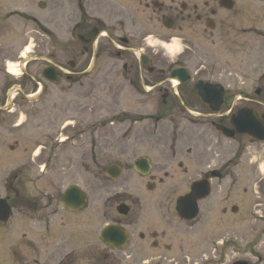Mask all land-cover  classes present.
Segmentation results:
<instances>
[{"label": "rangeland", "instance_id": "374dc122", "mask_svg": "<svg viewBox=\"0 0 264 264\" xmlns=\"http://www.w3.org/2000/svg\"><path fill=\"white\" fill-rule=\"evenodd\" d=\"M123 3L137 11L139 31L149 32L151 45L159 55L165 54L164 59L175 61L180 52L191 53L178 46L168 54L159 42L166 33L162 26L149 25L142 10L139 13L136 5ZM121 20L118 10L104 13L92 0H0V196L18 175L20 180L30 179L26 187L43 189L47 206L58 193L78 186L88 196L94 221L99 222L95 234L104 225L99 215L111 210L119 199L136 210L129 199L143 195V209L157 218L158 232H168L169 248L131 244L128 250L134 255L124 256L117 264H264V144L240 137L226 144L215 137L210 150L202 139L185 145L188 141L180 140L178 134L190 131L194 135L199 130L202 120L197 110H192L200 118L191 120L195 126L178 112L173 113L172 121L162 103L164 92L148 95L132 91L127 83L122 87L117 52L119 38L129 33L124 32ZM76 23L88 25L96 35L94 50L89 46L90 52L83 58L76 36L81 27L74 26ZM199 46L208 57L209 45L202 42ZM98 54L100 59L94 61ZM227 55L221 57V63L239 64V57ZM75 58L78 66L72 70L68 62ZM209 58L212 64L219 61L213 49ZM10 64L19 66V76L9 73ZM50 66L62 69V76L53 84L42 77ZM211 72L206 70L208 75ZM241 83L237 76L233 93L239 92ZM84 85L91 86L80 90ZM236 104L237 108L244 105L242 101ZM258 107L264 112V107ZM180 147H198L188 172L180 171L175 166L178 161L172 164L158 150L179 152ZM148 156L157 157L160 165L167 164L164 171L169 173L154 193H149L132 169L136 160ZM112 164L123 168L116 181L105 176ZM218 168L223 179L212 180V193L199 204V217L193 223L179 224L175 205L178 198L190 193V180H199ZM159 206L165 208L170 226L159 221L165 218L160 216L163 210L159 213ZM21 227L19 224L5 239L0 231V264H21L9 256L10 250L23 255ZM35 251L34 247L30 255ZM99 263L105 264L103 260Z\"/></svg>", "mask_w": 264, "mask_h": 264}, {"label": "flooded vegetation", "instance_id": "af4514ba", "mask_svg": "<svg viewBox=\"0 0 264 264\" xmlns=\"http://www.w3.org/2000/svg\"><path fill=\"white\" fill-rule=\"evenodd\" d=\"M92 2L96 9L104 13L118 10L123 30L129 33V36L119 38L120 46L117 52L121 63V78L124 82L122 87L127 83V87L132 91H142L148 95L149 92L151 94L164 92L161 95L162 103L166 106L165 109L172 121L175 115L173 113L177 112L192 126H195L192 123L195 119L201 118L199 130L194 131V135L190 131L187 132L188 135L185 131L178 134L180 140L188 141L185 145H192L191 141L195 143L198 139H202L204 147H207L206 150H210L215 146V137L226 144L234 142L236 137L249 138L253 143L264 144L249 136L237 135L238 130L233 123V118H236L240 112L251 111L264 127V112L258 107H264V72L258 73L264 69V0H120V4L118 0H92ZM123 2L136 5L140 10L139 13L142 10L149 25L162 26L166 33L161 36L159 42L168 54L172 52H168L167 49L172 50L178 46L184 47L191 53L182 51L175 61L164 59L165 54L159 55L151 45L149 32L139 31L141 23L137 11L125 7ZM100 23L105 25L102 21ZM74 26L81 27L76 36L82 46L81 58H83L89 54V46L92 51L94 50L96 35L86 24L76 23ZM202 42L210 47L206 49L208 57L200 50L199 45ZM211 49L214 50L215 57L219 56V61L214 60L216 62L214 64L209 58ZM77 52L78 49L74 54ZM224 54L234 58L239 57L240 65L228 61L221 63ZM100 57V54L96 55L94 61ZM167 59H170L169 56ZM78 60V58L70 60L69 68L76 69ZM53 68L57 70L58 80L62 76V69L58 66ZM206 70H212L211 74L208 75ZM255 74L257 75L253 78L245 77ZM233 76H239L243 82L240 84L242 88L235 93L233 87L236 86V77ZM200 84L206 85L204 87L206 90H203L204 95L198 88ZM90 86L84 85L79 88L87 90ZM244 88H248L249 93L246 92L247 89L244 91ZM241 101L244 105L237 108L236 103ZM193 109L198 111L200 118L193 115ZM231 132L236 135L233 140L224 135ZM194 149L198 147H180L179 152L167 151L163 148L158 150L161 156L164 155L163 158L166 157V160L172 164L178 161L175 166L180 171L188 172ZM221 149L222 147L218 150ZM157 160L158 158L154 156L142 157L132 166L135 176L146 183L149 193H154L157 186L162 185L169 175L164 171L167 164L160 165ZM143 164H146L147 168L143 167ZM113 167L119 169L120 176L123 173V168L119 164L110 165L105 173L110 181L113 180L108 177V172ZM22 176H26L25 173ZM19 177L20 175L14 176L13 180L8 182L4 196H0V199L5 200L11 209L9 219L6 222L0 221V231H3L4 239L10 238L15 227L22 224L23 255H18L14 250H10L9 253L12 259H17L21 264H30V261L31 264H100L101 260L105 264H117L125 259L124 256L134 255V252L128 250L131 244L142 248H169L166 244L168 232H158V225L155 222L157 218L143 209V195L133 201L129 199L136 210L127 203V200L119 199L111 210L99 215L104 225H101L100 231L94 234V228L99 222L94 221L88 196L83 189L80 188L87 205L85 209L73 212L64 205L61 193L54 197L52 205L49 203L47 206L43 189L26 187L25 183H29L30 179L20 180ZM199 177V180H190V188L197 181H209L212 187V180L223 179V173L218 168ZM19 183L22 185L20 186ZM144 203L147 204L145 201ZM122 207L128 209L127 213L120 211ZM157 209L160 210L159 213L163 210L160 216H165L159 221L165 226H170L165 208L159 206ZM16 211L20 212L15 215ZM177 218L181 225L191 223L182 220L178 215ZM107 227H114L122 232L127 239L124 248L115 249L114 245L104 243L101 232ZM34 247L36 253L30 255Z\"/></svg>", "mask_w": 264, "mask_h": 264}, {"label": "water", "instance_id": "95a60500", "mask_svg": "<svg viewBox=\"0 0 264 264\" xmlns=\"http://www.w3.org/2000/svg\"><path fill=\"white\" fill-rule=\"evenodd\" d=\"M41 8H45L44 4H40ZM43 77L49 82L57 81V72L54 68H47L43 73ZM206 85L200 84L198 86L202 94ZM204 95V94H203ZM202 97L206 100V97ZM233 123L238 130L239 135H248L264 142V127L261 125L259 120L256 118L253 112L243 111L238 114L236 118H233ZM235 134L231 132L228 135L230 138H234ZM147 168L146 164L142 165ZM121 172L118 168H111L108 172V176L115 180L120 176ZM211 195V184L209 181H202L195 183L191 187V193L186 197H182L177 202L176 211L182 220L192 221L199 215V203L207 200ZM63 202L67 209L70 211H79L85 208L86 199L78 187L69 188L63 197ZM5 201L0 200V220L7 221L10 215V210L4 206ZM122 213H127L128 209L122 207L120 209ZM235 212V211H234ZM102 240L105 244L114 245L115 249H122L127 245V239L114 227H108L101 233ZM110 238V239H109ZM115 243H117L115 245ZM235 264H247L245 262H237Z\"/></svg>", "mask_w": 264, "mask_h": 264}, {"label": "bare ground", "instance_id": "6f19581e", "mask_svg": "<svg viewBox=\"0 0 264 264\" xmlns=\"http://www.w3.org/2000/svg\"><path fill=\"white\" fill-rule=\"evenodd\" d=\"M167 51H168V52H173V51L171 50V48L167 49ZM22 57L24 58V57H25V54H23ZM18 67H19L18 65L10 64V65L8 66V71H9V73L12 74L13 76H19V74L16 73ZM235 136H236V135H235ZM235 136H234V137H235ZM228 139L233 140V138H230V137H228Z\"/></svg>", "mask_w": 264, "mask_h": 264}]
</instances>
